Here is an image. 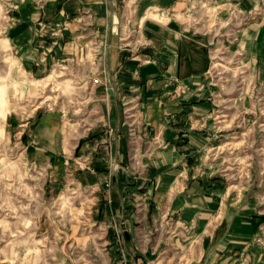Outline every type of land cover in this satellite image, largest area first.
I'll list each match as a JSON object with an SVG mask.
<instances>
[{"label": "crops", "instance_id": "0c3cea01", "mask_svg": "<svg viewBox=\"0 0 264 264\" xmlns=\"http://www.w3.org/2000/svg\"><path fill=\"white\" fill-rule=\"evenodd\" d=\"M204 4L214 22L229 24L221 41L197 27ZM14 8L4 36L28 74L92 62L82 75L91 103L83 131L67 133L65 116L46 112L25 144L55 182L76 159L88 166L75 170L76 184L100 190L99 219L119 222L106 225L110 244L122 237L109 245L111 264H264L256 184L231 190L212 159L224 129L211 81L213 43L226 42L264 101V0H19ZM126 104L144 131L135 154ZM142 219L156 236L144 251L135 240Z\"/></svg>", "mask_w": 264, "mask_h": 264}, {"label": "rangeland", "instance_id": "374dc122", "mask_svg": "<svg viewBox=\"0 0 264 264\" xmlns=\"http://www.w3.org/2000/svg\"><path fill=\"white\" fill-rule=\"evenodd\" d=\"M18 1L0 0V264H111L117 251L109 245L118 248L122 237L116 236L110 244L106 225L119 228V222L99 219L96 193L100 190L76 184L75 170L87 171L88 166L82 160L77 164L76 159L75 166L68 164L63 178L55 182L54 175L31 162L25 144L33 122L46 112L64 115L67 133L73 128L83 131L80 121L91 103L82 75L92 62L88 59L82 67L66 62L42 76L28 74L4 36ZM202 7L198 29L206 33L215 30L221 41L223 30L230 31L229 24L214 22L213 10L205 4ZM213 44L215 118L224 130L218 132L222 135L212 159L231 190L240 191L248 181L256 184V206L264 215L262 94L248 88L246 67L227 43ZM131 163H137L133 155ZM137 223L146 226L145 232L135 236L137 248L144 251L145 244L156 236L151 235L150 220ZM125 225L129 227L130 222ZM160 225L153 222V231ZM258 240L264 246V222Z\"/></svg>", "mask_w": 264, "mask_h": 264}, {"label": "built area", "instance_id": "2783aa9c", "mask_svg": "<svg viewBox=\"0 0 264 264\" xmlns=\"http://www.w3.org/2000/svg\"><path fill=\"white\" fill-rule=\"evenodd\" d=\"M93 82L97 83L98 80L93 79ZM135 118H136V113L134 111V107H130L128 104H126V108L124 109V121H125L124 125H126L128 130V137L132 145L133 154H135L136 152L135 149H136L137 140L140 139V137H142L144 134L143 129L142 128L140 129L138 127L140 124L135 121ZM133 157H135V155H133ZM106 186H108V184H106ZM184 227L187 228L186 226Z\"/></svg>", "mask_w": 264, "mask_h": 264}]
</instances>
